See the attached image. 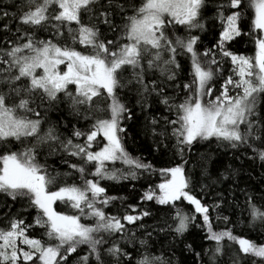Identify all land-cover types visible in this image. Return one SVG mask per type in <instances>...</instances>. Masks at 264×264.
I'll list each match as a JSON object with an SVG mask.
<instances>
[{
    "label": "snow or ice",
    "instance_id": "1",
    "mask_svg": "<svg viewBox=\"0 0 264 264\" xmlns=\"http://www.w3.org/2000/svg\"><path fill=\"white\" fill-rule=\"evenodd\" d=\"M209 4H215L212 19L221 30L215 51H200V36L193 33L206 31ZM14 7L11 13L0 9V20L7 18L0 26V194L25 203L36 215L29 223L10 217L0 228V264H73L69 257L74 253L75 264H169L148 250L146 240H139L143 251L135 255L121 246V241L135 244L126 224H136L148 211L129 206L135 214L111 215L104 210L118 197L108 196L100 180L119 182L136 179L137 170L155 171L122 143V122L133 115L119 96L126 88L142 110L154 107L155 99L171 114L151 115L147 123L160 143L174 141L171 147L181 161L160 169L164 181L142 199L175 209L172 230L178 235L200 214L204 238L212 242L205 250L209 264H264V243L238 237L231 229L214 230L209 208L219 204L207 205L190 193L185 169L193 146L213 140L218 146L251 149L252 158L264 163V0H23ZM246 16L248 31L242 27ZM245 36L255 45L254 56L228 47ZM179 56L190 61L191 79L182 85L172 83L181 70ZM226 59L231 72L216 88L213 81ZM169 87L182 89L183 98L166 94ZM61 104L91 120V127H74L67 137L54 124L42 128L49 110ZM45 148L46 156L61 153L80 161H62L79 174L80 185L64 183L50 190L61 174H49L47 163L38 159ZM117 162L127 171L116 168ZM207 162L202 154L194 167L207 175ZM181 200L194 206L193 214L177 207ZM57 201L76 213L56 211ZM246 205L251 221L264 225V203L257 206L247 196ZM33 226L44 229L46 241L29 234ZM226 241L238 244V250L229 251Z\"/></svg>",
    "mask_w": 264,
    "mask_h": 264
},
{
    "label": "trees",
    "instance_id": "2",
    "mask_svg": "<svg viewBox=\"0 0 264 264\" xmlns=\"http://www.w3.org/2000/svg\"><path fill=\"white\" fill-rule=\"evenodd\" d=\"M5 4L0 3V9H6L10 13L16 11L14 5H19L23 0H4ZM218 2V0H217ZM215 4H209L206 13V31H195L193 34L200 36L198 49L203 51L205 48H211L213 51L214 45L218 39V34L221 30L219 21H215L212 17L215 15ZM7 20V18H5ZM5 20H0V26L5 23ZM250 19L248 16L242 21V27L245 31L249 30ZM15 25L13 24V27ZM183 35L184 33H180ZM38 35L46 36L47 33H38ZM111 37V33L108 34ZM229 49L245 56L255 55V45L250 37L245 36L243 39L233 41L228 45ZM219 58V57H217ZM177 59L181 63V70L177 77V81L172 83L188 82L191 79L190 61L187 57L179 56ZM231 64L226 59L223 64L222 73H218V77L213 81L216 88H219L223 79L230 74ZM158 75V73H157ZM166 94H176L178 98H183L182 89L174 90L169 87L166 89ZM215 95V89H214ZM120 99L131 109L133 113L131 119H125L122 122V127L125 129L121 133L122 143L127 152L134 158L141 159L144 163H150L155 171L145 172L137 170V178H128L119 182L110 180H100L101 186L106 188L108 196L118 197L112 201L104 210L111 215H122L124 212L132 213L129 206H134L137 211H148L149 216L137 221L136 224L128 225L130 229L129 239H134L135 244L125 243L121 241V246L127 251L136 254L137 249L143 251L139 244V240L147 241L148 250L155 256H162L169 264H209L208 255L205 250L212 243L206 240L205 229L202 226V217L195 214L194 223H190L188 230L183 235L176 234L172 229L176 226L174 219L175 209L171 206L159 205L155 200H143L144 193L149 189H155L157 185L165 179L161 175L160 169L173 167L181 163L178 156L174 155V149L171 145L172 140H164L160 143V137H154L147 123V118L155 115L157 119L161 116H170L163 105L157 104L153 99L154 107L144 111L136 104V95L127 88L119 91ZM262 114H264V103L260 104ZM49 123L56 125L57 131L62 137L71 136L73 128L81 131H86L91 127V120H86L83 116H76L70 113V109L65 104L59 105V110L52 108L49 110L46 122L42 128L46 129ZM163 122L161 121V124ZM160 125H157L159 129ZM75 139V138H73ZM102 141V138H98ZM80 142H83V137ZM167 144L168 147L164 145ZM95 150V148H94ZM47 149L42 150V154L38 157L41 163H47V171L51 175L60 173L55 184L50 186V190L64 184H81L79 174L73 169H70L67 164L63 163L64 159H68L72 163H80L76 158L65 157L61 153L52 156H46ZM208 157L207 175H204L200 167H194L199 161L201 155ZM254 156L251 149L240 148L231 149L224 146H218L215 140L211 142H200L193 146L191 153L187 154L188 164L185 165L186 174L191 179L189 191L195 195L203 203L213 206L219 204V207H210L209 215L214 230L231 229L234 235L255 241L258 244L264 243V225L260 222H252L246 205V197L252 196L253 202L260 206L264 203V163ZM112 167V165H109ZM116 168H122L127 171V166L120 164L115 165ZM87 171H92L91 165H86ZM71 173L69 176H64L63 173ZM227 177V178H225ZM88 179H94L91 175ZM177 207L188 214L194 213V206L189 205L187 201H177ZM54 208L58 212L64 214H75L76 210L68 204L57 201ZM36 212L35 209L27 208V205L21 201H12L10 198L0 194V228L7 226L10 217H22L25 223L34 222ZM227 217V221L217 219V217ZM82 223H91L90 220L82 218ZM126 223V222H125ZM197 225H201L198 227ZM163 229V230H161ZM134 233V237L131 236ZM148 233H151L149 236ZM29 234L35 238L46 241L44 237V229L38 226H33L29 229ZM119 237H113L118 239ZM229 244V251H236L239 248L238 244ZM191 245V248L188 247ZM107 247V245H105ZM84 248L78 249V252L83 254ZM196 253H201L197 258ZM72 254L69 260L75 264ZM110 259V258H109Z\"/></svg>",
    "mask_w": 264,
    "mask_h": 264
},
{
    "label": "rangeland",
    "instance_id": "3",
    "mask_svg": "<svg viewBox=\"0 0 264 264\" xmlns=\"http://www.w3.org/2000/svg\"><path fill=\"white\" fill-rule=\"evenodd\" d=\"M3 1H4V0H0V3L5 4V2H3ZM61 68L63 69V65L61 66ZM100 137L102 138V136H98V138H100ZM98 138H97V139H98ZM102 139H103V138H102Z\"/></svg>",
    "mask_w": 264,
    "mask_h": 264
},
{
    "label": "water",
    "instance_id": "4",
    "mask_svg": "<svg viewBox=\"0 0 264 264\" xmlns=\"http://www.w3.org/2000/svg\"><path fill=\"white\" fill-rule=\"evenodd\" d=\"M200 215V214H199Z\"/></svg>",
    "mask_w": 264,
    "mask_h": 264
}]
</instances>
